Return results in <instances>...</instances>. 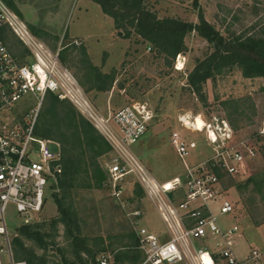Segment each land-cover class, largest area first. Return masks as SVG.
Instances as JSON below:
<instances>
[{
  "label": "rangeland",
  "instance_id": "1",
  "mask_svg": "<svg viewBox=\"0 0 264 264\" xmlns=\"http://www.w3.org/2000/svg\"><path fill=\"white\" fill-rule=\"evenodd\" d=\"M4 1L33 36L43 35L42 42L50 50L60 51L61 63L70 70L77 89L99 116L109 118L136 103L147 104L153 110L155 120L132 151L160 182H169L184 171L171 144L174 132L197 143L189 157L191 163L211 155L207 128L196 130V117L201 115L206 122L214 121V117L226 119L236 131L237 140L256 134L264 119V77H247L240 65L219 69L215 79L204 86L202 95L192 90L189 75L215 51L197 31L185 37L186 50L168 60L135 34L134 28L130 27L132 34L126 38L94 0ZM145 4L159 19L193 24L200 23L198 15L203 11L205 19L229 44L236 39L264 41V0H145ZM4 37L15 51H27L11 31H6ZM18 109L19 118L38 110L35 136L39 135L38 128L49 132V139L59 143L61 151H69L82 160L71 187L63 191L57 183L52 184L47 207L36 224L41 238L19 232V216L14 206L9 208L6 221L15 260L31 259L33 264H100V257L106 255L110 257L108 264H144L145 255L139 249L133 223L139 219L142 227L164 239L168 238L166 226L134 176L123 180L121 200L113 196L106 169L115 153L106 148L104 138L100 140L103 145H87L91 135L86 132L89 125L85 122L93 128L94 125L84 108L48 94L41 105L38 98L28 95L19 102ZM93 128L87 131L92 132ZM262 142L260 153L248 161L247 174L223 182L229 190L228 199L237 207L236 216H223L219 207L215 209L223 227L241 225L238 249L264 247ZM57 198L63 200V208H71L76 215L75 222L71 220V232L58 210ZM136 211L142 213L141 217L133 216ZM15 239L21 240L23 248Z\"/></svg>",
  "mask_w": 264,
  "mask_h": 264
},
{
  "label": "built area",
  "instance_id": "2",
  "mask_svg": "<svg viewBox=\"0 0 264 264\" xmlns=\"http://www.w3.org/2000/svg\"><path fill=\"white\" fill-rule=\"evenodd\" d=\"M8 30L27 51H15L0 37V264H27L15 260L6 221L9 208L15 207L22 227L36 225L47 207L52 184L62 174L60 144L35 136L38 110L18 117V104L24 97L33 95L41 105L48 94L82 106L109 143L115 157L107 165L106 174L113 196L121 200L123 180L134 176L156 205L167 229V239L149 232L139 219L133 223L139 249L145 255L144 264H264V247L238 249L241 225L223 227L215 213L219 207L220 215L236 216L237 207L228 199L229 190L223 182L247 174L248 161L260 153V143L264 142V119L256 134L239 140L226 119L203 120L212 152L207 159L195 163L189 157L197 143L174 132L171 144L184 171L169 182H160L132 151L155 120L153 110L147 104L136 103L109 118L99 116L84 93L76 92L78 85L61 63L60 51L53 52L33 36L20 16L0 0V31ZM197 118L202 116L196 117L195 123ZM141 215L136 211L133 216ZM109 259L102 255L99 262L108 264Z\"/></svg>",
  "mask_w": 264,
  "mask_h": 264
},
{
  "label": "trees",
  "instance_id": "3",
  "mask_svg": "<svg viewBox=\"0 0 264 264\" xmlns=\"http://www.w3.org/2000/svg\"><path fill=\"white\" fill-rule=\"evenodd\" d=\"M101 7L103 12L110 16L119 31H123L126 38L131 36L130 27L134 28L135 34L143 38L145 42L151 44L152 49L159 55L164 56L168 60H174L177 55L186 50L185 37L192 31H197L201 37L213 45L215 51L200 61L194 71L189 75V85L196 94H201L204 91V86L209 80H214L216 72L222 69L223 66L240 65L244 68L247 77H264V41L254 38L241 41L236 39L234 43H226L222 36L216 32V29L211 25L204 16L203 11L199 12L200 23L193 24L184 22L179 19L166 18L159 19L157 14L152 12L145 4V0H94ZM4 31H0V37L4 38ZM105 91V88H102ZM54 98L57 97L51 94ZM207 99H205L206 101ZM89 129L93 128L89 122ZM92 124V123H91ZM91 135L87 145L93 146L104 138L99 131L93 128V131H87ZM38 134L41 137L49 139L52 135L47 132L43 133L38 128ZM105 139V138H104ZM106 141V139H105ZM106 148L111 149L106 141ZM69 151L62 150V174L58 177L57 186L60 190H66L71 187V182L75 179L79 169L80 158H75ZM57 196V195H56ZM58 210L63 216L64 222L67 225L74 224L76 218L75 213H71V208H63V200L57 198ZM73 220L74 222L72 223ZM24 226L19 228L25 235L41 238L37 227ZM72 226L69 228L70 232ZM35 232H32L34 231ZM138 241V239H137ZM15 243L23 248L20 239H15ZM20 261V260H19ZM27 262V261H25ZM27 264H33L31 259Z\"/></svg>",
  "mask_w": 264,
  "mask_h": 264
},
{
  "label": "bare ground",
  "instance_id": "4",
  "mask_svg": "<svg viewBox=\"0 0 264 264\" xmlns=\"http://www.w3.org/2000/svg\"><path fill=\"white\" fill-rule=\"evenodd\" d=\"M178 69H180L179 67H178ZM72 84L73 85H75L76 86V83H75V81L73 80L72 81ZM76 92L77 93H81V91H79L78 89H76ZM204 121H203V119L202 118H197V121H196V130H201V129H203V127H204Z\"/></svg>",
  "mask_w": 264,
  "mask_h": 264
},
{
  "label": "crops",
  "instance_id": "5",
  "mask_svg": "<svg viewBox=\"0 0 264 264\" xmlns=\"http://www.w3.org/2000/svg\"><path fill=\"white\" fill-rule=\"evenodd\" d=\"M40 37V38H39ZM39 37H37V38H39L41 41H43L42 40V38L44 37L43 35H41V34H39ZM42 37V38H41ZM242 247H243V245H242Z\"/></svg>",
  "mask_w": 264,
  "mask_h": 264
}]
</instances>
